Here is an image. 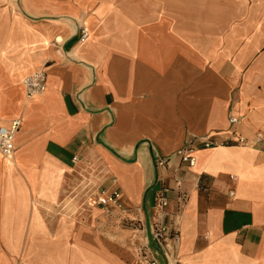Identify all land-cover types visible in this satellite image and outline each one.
Masks as SVG:
<instances>
[{"label": "crops", "instance_id": "1", "mask_svg": "<svg viewBox=\"0 0 264 264\" xmlns=\"http://www.w3.org/2000/svg\"><path fill=\"white\" fill-rule=\"evenodd\" d=\"M16 119L0 264H138L163 186L180 262L264 264V0L2 3L0 120Z\"/></svg>", "mask_w": 264, "mask_h": 264}, {"label": "built area", "instance_id": "2", "mask_svg": "<svg viewBox=\"0 0 264 264\" xmlns=\"http://www.w3.org/2000/svg\"><path fill=\"white\" fill-rule=\"evenodd\" d=\"M77 35L80 41H86L89 36V30L84 23H78ZM46 83V73L44 70H39L33 73L30 76H27L24 79V86L28 95H33L41 92ZM237 121V118L234 116L230 117V122L234 123ZM21 125L19 119L13 120L9 125H5L0 120V154L5 157L11 156L15 150V137ZM261 139L260 136H257L256 142ZM207 138L206 141H208ZM238 142H246L245 139L239 138ZM209 144L208 142L206 143ZM182 159L188 161L190 164L193 162V156L189 154H183ZM76 160V157H74ZM158 164L163 165L166 163L164 158L158 159ZM168 188L159 187L156 190L154 208L155 212L153 217H150L151 221V234L153 239V245L150 246V242L146 239L143 242H140L136 246V255L138 264H160L158 256L161 255L164 258L166 264H188L180 262L177 259L176 254L174 253V243L178 240V233L169 231L168 226L164 221L166 214V207L169 203V197L167 195ZM120 193L114 191L108 199L115 202L116 205L120 206L119 203ZM186 201L185 193L181 192L179 195V211L183 208ZM102 200H97L96 204H102ZM155 245H158L162 248L161 254H156L154 248Z\"/></svg>", "mask_w": 264, "mask_h": 264}, {"label": "water", "instance_id": "3", "mask_svg": "<svg viewBox=\"0 0 264 264\" xmlns=\"http://www.w3.org/2000/svg\"><path fill=\"white\" fill-rule=\"evenodd\" d=\"M145 225H146L147 237H148V240L150 242V246H152L153 245V239H152V234H151V221H150V215H149L147 210H146ZM157 256H158L160 264H166L163 256H161V255H157Z\"/></svg>", "mask_w": 264, "mask_h": 264}, {"label": "rangeland", "instance_id": "4", "mask_svg": "<svg viewBox=\"0 0 264 264\" xmlns=\"http://www.w3.org/2000/svg\"><path fill=\"white\" fill-rule=\"evenodd\" d=\"M7 1H10V3H11L13 0H0V8H1V4H2V3L6 4ZM89 37H90V34H89ZM89 37H88V38H89ZM87 40H88V39H87ZM34 96H37V95L35 94ZM8 158H10V157H8ZM67 201L69 202L70 200H67ZM69 208H70V207H68V209H69ZM68 209H67V210H68Z\"/></svg>", "mask_w": 264, "mask_h": 264}, {"label": "bare ground", "instance_id": "5", "mask_svg": "<svg viewBox=\"0 0 264 264\" xmlns=\"http://www.w3.org/2000/svg\"><path fill=\"white\" fill-rule=\"evenodd\" d=\"M89 37V36H88ZM88 39V38H87Z\"/></svg>", "mask_w": 264, "mask_h": 264}]
</instances>
